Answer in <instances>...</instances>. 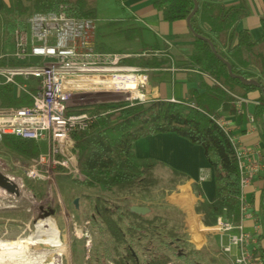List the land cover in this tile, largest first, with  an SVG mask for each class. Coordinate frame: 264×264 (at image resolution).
Segmentation results:
<instances>
[{"label":"trees","instance_id":"16d2710c","mask_svg":"<svg viewBox=\"0 0 264 264\" xmlns=\"http://www.w3.org/2000/svg\"><path fill=\"white\" fill-rule=\"evenodd\" d=\"M194 1L155 0L154 7L161 11L164 21L174 22L187 19L194 9ZM197 1L199 10L191 18V26L196 34L212 43L217 53L231 64L235 75L254 79L261 87L245 84L238 77H232L211 43L190 31L193 43L187 61L191 68L208 75L212 79L211 84L203 81L200 87L191 91L188 99L178 102L158 99L130 104L128 101V104L120 103L113 108L108 103H99L74 109L75 112L90 113L105 112L110 107L113 109L99 116L89 130L74 135L79 170L85 176L83 181L77 183L84 189L127 196L128 205H117L99 193L69 192L65 195L66 203L75 207V198H79V203L85 200L82 211L84 221H91L107 233L113 239L111 242L117 254V246L127 242L126 235L128 240L140 247L149 246L150 241L158 237L162 245L173 249L174 244L182 249L180 257L177 253L174 256L166 251H154L150 254L148 264H202L201 261L209 253L199 252L190 246L183 217L164 201L187 176L155 159L138 157L134 152V143L146 136L176 133L204 149L206 160L214 173L215 195L211 201L201 203L200 210L205 214V226L213 228L222 217L234 223L240 220V169L236 150L230 135L216 120L223 115H236L239 112L238 100L247 99L250 92L258 91L260 96L254 116L264 125V17L261 18L262 35L255 39L250 30L238 28L241 20L249 15L243 2L227 5L221 0ZM62 11L74 18L97 19V8L90 0H9L0 11V30L5 40L11 42L15 30L25 29L27 19L32 14ZM200 21L205 28L200 25ZM136 31L141 32L140 29ZM151 53L149 51V56L125 60L123 63L145 67L168 64L169 59L157 61ZM18 80L24 82L22 78ZM26 83L30 90H35L36 80L31 78ZM31 104L32 99L28 94L18 91L12 84H0V107ZM0 148L25 161L40 153L35 141L10 135L0 139ZM160 169H166V175ZM25 186L35 196H40L43 191L28 180ZM157 196L163 200L161 206H166L163 210L149 216L131 212L130 207L134 204L152 208L147 200L153 201ZM139 198L144 199L139 201ZM262 205L264 208V187ZM89 206L94 210L93 215L89 214ZM80 208L79 205L76 209ZM141 238L146 239V243H142ZM81 244L84 256L85 239ZM105 244L108 246L110 241ZM72 247L75 252L74 243ZM254 255L264 264V248L260 244L256 246Z\"/></svg>","mask_w":264,"mask_h":264},{"label":"built area","instance_id":"2783aa9c","mask_svg":"<svg viewBox=\"0 0 264 264\" xmlns=\"http://www.w3.org/2000/svg\"><path fill=\"white\" fill-rule=\"evenodd\" d=\"M95 35L93 19L70 17L64 11L39 12L27 19L25 29L15 30L12 51L0 43V84H12L32 99L29 106L0 107V139L10 135L40 145L39 155L24 168L29 180L49 182L60 175L83 181L74 135L89 130L99 116L112 111L117 104L148 102L147 75L123 63L130 55L98 50ZM31 78L37 81L33 91L26 83ZM98 93L123 95L124 100L107 102L112 108L101 113L74 111L80 107L74 104L76 97ZM242 101L238 100V106ZM216 121L230 135L236 150L240 220L234 223L222 217L213 230L220 235V249L231 257V264H261L253 251L256 237L243 225V220L251 216L245 190L261 165L253 162L251 152L238 143L224 117ZM205 178L202 175L201 180ZM224 235L228 237L227 243L223 241Z\"/></svg>","mask_w":264,"mask_h":264},{"label":"crops","instance_id":"0c3cea01","mask_svg":"<svg viewBox=\"0 0 264 264\" xmlns=\"http://www.w3.org/2000/svg\"><path fill=\"white\" fill-rule=\"evenodd\" d=\"M8 1L0 0V11ZM154 1L116 0L115 3L121 15L110 19L108 24L119 25L121 27L119 34L126 42L117 47L113 46L114 41L111 40L113 33L108 31L102 34V25L98 24V19H96V48L105 52L126 53L130 55L127 61L140 56H149V51H152L151 56L157 61L169 59L168 64L156 67L127 65L136 67L147 75L145 87L147 100H186L190 97L191 91L200 87L203 81L211 84L212 79L191 68L187 61L193 43L187 21H164L161 11L154 7ZM221 1L227 5L243 2L249 10V15L241 20L238 28L250 30L255 39L261 37L264 0ZM199 23L205 28L201 21ZM136 29H140L141 32ZM0 43L5 49L13 50V40L7 42L1 30ZM259 96L258 91L250 92L248 98L243 99L241 105L238 106L239 112L236 115L222 116L228 122L229 129L238 143L251 152L252 161L261 165L260 170L245 190L251 216L243 220V225L246 231L253 233L256 237L253 251L258 244L264 248V208L262 205L264 125H261L254 116ZM241 112L245 116H242ZM39 148L41 150L40 145ZM134 152L140 158L155 159L187 176V179L178 185L176 190L168 194L164 201L183 217L190 246L199 252L209 253L206 256L208 264H231V257L220 249V235L213 230L214 227L205 226V214L200 210L201 203L211 201L215 195L214 173L206 160L204 149L176 133H159L138 139L134 143ZM166 171V169H160V172L165 173ZM202 175H206L204 180H201ZM227 240V235H224L223 241L227 243Z\"/></svg>","mask_w":264,"mask_h":264},{"label":"rangeland","instance_id":"374dc122","mask_svg":"<svg viewBox=\"0 0 264 264\" xmlns=\"http://www.w3.org/2000/svg\"><path fill=\"white\" fill-rule=\"evenodd\" d=\"M115 1L116 0H90V2L97 8L98 24L102 25L101 33H107L108 31L112 32L111 40L114 41L113 46L117 47L124 44L126 41L119 34L121 30L119 25L108 24L110 19L121 15V11L118 9ZM148 33L151 32L148 31ZM112 100L119 102L124 100V97L123 95H108L103 93L85 94L76 97L74 104L81 107L107 103ZM35 158L25 161L24 158L6 153L0 148V172L14 178L15 182L18 183L20 187V194L18 196L9 194L0 189V244L12 245L14 242H17L18 244L21 239H25L35 232L38 223L50 222L53 223L59 231V238L62 242V246L59 248L61 251H57L55 255H61L59 257V262L54 263L52 259H50L45 264H108L107 262L97 259L102 251V245L100 243L101 238L98 233L99 228L91 221H84V214L82 211L85 208V200H82L79 203L81 208L77 210L73 205L66 203L65 195L67 192L88 193L93 195L99 193L105 195L111 202L120 206L128 203L126 202L128 201V197L102 193L93 189H84L79 186L77 182L72 181L66 176L57 175L49 182L29 180L25 176L24 168ZM163 175H166V173H163ZM26 180L33 182L37 188L41 187L43 191L40 196H35L33 192L25 186ZM132 199L135 200L134 198ZM142 199L144 198H139L138 200L141 201ZM147 201L150 202L153 207L151 208V212L146 216L152 215L156 211H161L166 207L161 206L163 200L160 196H157V199L153 201ZM41 206H43L44 209L48 206L55 207L57 209L56 215L44 218L46 220L40 218V215L42 214L40 209ZM88 210L90 215L94 214L92 206H89ZM83 238H85V256H82V258L80 256V258H76V256H73L74 248L72 247V244H75L76 251L81 255V243ZM146 241V239H142V243H146ZM126 243H128V238ZM132 243L135 250L140 255L141 260L145 262L146 258L140 251L141 247L134 242ZM149 247L157 248L159 251H166L174 256L177 252L175 249H171L167 245H162L157 238L153 239V242ZM36 248L38 253L48 251V247L43 244ZM89 255L91 258L86 259V256L88 257ZM176 260L181 261V259ZM201 263L208 264L209 262L205 257Z\"/></svg>","mask_w":264,"mask_h":264},{"label":"bare ground","instance_id":"6f19581e","mask_svg":"<svg viewBox=\"0 0 264 264\" xmlns=\"http://www.w3.org/2000/svg\"><path fill=\"white\" fill-rule=\"evenodd\" d=\"M41 244L48 247L47 252L38 253L36 251V247ZM61 246L59 231L54 224L40 222L36 226L35 232L31 236L21 239L18 244L17 242L12 245L0 244V264H45L50 259L57 263L60 261L61 254H55L57 251H61L59 249Z\"/></svg>","mask_w":264,"mask_h":264},{"label":"flooded vegetation","instance_id":"af4514ba","mask_svg":"<svg viewBox=\"0 0 264 264\" xmlns=\"http://www.w3.org/2000/svg\"><path fill=\"white\" fill-rule=\"evenodd\" d=\"M99 236H100V243L102 245V251H101V255H99V257L97 258L98 260H101L103 262H107L108 264H120V263H124V264H148V262L150 261V254H152L154 251H157V248H152L149 246H142L140 251L142 252V254H144L143 256L146 258L145 262H143L141 260L140 255L137 253V251L135 250L134 246L132 245V241L128 240V243L122 244L120 246H117V250H118V254L117 251L115 249H113V239L107 234L105 233L102 229H99ZM158 235H160V233H157ZM126 238H128V236L126 235ZM85 239V238H83ZM82 239V240H83ZM141 238L140 240L142 241ZM157 239L159 240V238L157 237ZM106 241H110V244L107 246L105 244ZM152 244L153 240L150 241ZM173 249H175L177 252V256L180 257L182 252V249L179 248L177 245L173 244ZM73 256L76 258H82V253L81 255L78 252H73ZM80 256V257H79ZM85 256V254H84ZM91 258V256L89 255L88 257L86 256V259ZM114 258V259H112ZM78 260V259H77Z\"/></svg>","mask_w":264,"mask_h":264},{"label":"water","instance_id":"95a60500","mask_svg":"<svg viewBox=\"0 0 264 264\" xmlns=\"http://www.w3.org/2000/svg\"><path fill=\"white\" fill-rule=\"evenodd\" d=\"M195 5H194V9L193 11L190 13V15L187 17L186 21L187 24L189 26L190 31L198 38H203L201 35L196 34V32L194 31L193 27L191 26V18L194 14L197 13V11L199 10V3L197 0L194 1ZM205 40H207L208 42H210L208 39L203 38ZM211 43V42H210ZM211 46L214 50V52L216 53V55L222 60L224 61V63L227 65L228 71L230 73V75L232 77H238L243 83L245 84H252L255 85L257 87H261V85L254 79H246L242 76H237L232 72V66L231 64L226 61L225 59H223L216 51V49L214 48V46L211 43ZM0 189L6 191L9 194H13L18 196L20 194V187L18 185V183L15 182L14 178H11L10 176L3 174L0 172ZM74 205L76 208H78L79 206V198H75L74 199ZM42 214L40 215V218L44 219L47 218L49 216H55L57 213V209L55 207L52 206H48L47 208L44 209L43 206L40 207ZM131 212L136 213L138 215L141 216H146L148 213L151 212V208L147 207V206H140V205H132L130 207Z\"/></svg>","mask_w":264,"mask_h":264}]
</instances>
